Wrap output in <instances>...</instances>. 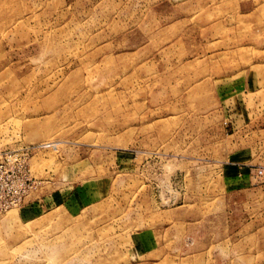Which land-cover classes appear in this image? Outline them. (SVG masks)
<instances>
[{
	"label": "rangeland",
	"instance_id": "374dc122",
	"mask_svg": "<svg viewBox=\"0 0 264 264\" xmlns=\"http://www.w3.org/2000/svg\"><path fill=\"white\" fill-rule=\"evenodd\" d=\"M42 142L0 264H264V0H0V147Z\"/></svg>",
	"mask_w": 264,
	"mask_h": 264
},
{
	"label": "built area",
	"instance_id": "2783aa9c",
	"mask_svg": "<svg viewBox=\"0 0 264 264\" xmlns=\"http://www.w3.org/2000/svg\"><path fill=\"white\" fill-rule=\"evenodd\" d=\"M48 147L56 148V143L0 147V215L19 207L31 190L36 188L37 181L31 175L29 166L30 156L34 150ZM256 175H263V169H258Z\"/></svg>",
	"mask_w": 264,
	"mask_h": 264
},
{
	"label": "bare ground",
	"instance_id": "6f19581e",
	"mask_svg": "<svg viewBox=\"0 0 264 264\" xmlns=\"http://www.w3.org/2000/svg\"><path fill=\"white\" fill-rule=\"evenodd\" d=\"M12 216H13V214L9 213L6 219L9 220V218H12Z\"/></svg>",
	"mask_w": 264,
	"mask_h": 264
}]
</instances>
